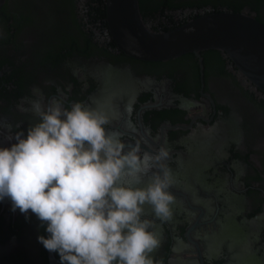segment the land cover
<instances>
[{
  "label": "flooded vegetation",
  "instance_id": "flooded-vegetation-1",
  "mask_svg": "<svg viewBox=\"0 0 264 264\" xmlns=\"http://www.w3.org/2000/svg\"><path fill=\"white\" fill-rule=\"evenodd\" d=\"M138 9L156 29L206 10L264 23V0ZM49 253L59 264H264V92L217 49L125 54L104 0H4L0 264H48Z\"/></svg>",
  "mask_w": 264,
  "mask_h": 264
},
{
  "label": "water",
  "instance_id": "water-1",
  "mask_svg": "<svg viewBox=\"0 0 264 264\" xmlns=\"http://www.w3.org/2000/svg\"><path fill=\"white\" fill-rule=\"evenodd\" d=\"M104 6L110 37L125 54L164 60L187 52L198 55L202 49H217L264 92V23L251 13L206 10L156 29L142 19L138 0H104ZM48 264H59V260L49 253Z\"/></svg>",
  "mask_w": 264,
  "mask_h": 264
},
{
  "label": "trees",
  "instance_id": "trees-1",
  "mask_svg": "<svg viewBox=\"0 0 264 264\" xmlns=\"http://www.w3.org/2000/svg\"><path fill=\"white\" fill-rule=\"evenodd\" d=\"M99 7V6H98ZM192 9V8H191ZM99 11H102V9L99 7ZM198 13V12H197ZM197 13H195V14H197ZM190 14H193V12H191ZM72 18H73V20H74V15L72 14Z\"/></svg>",
  "mask_w": 264,
  "mask_h": 264
}]
</instances>
